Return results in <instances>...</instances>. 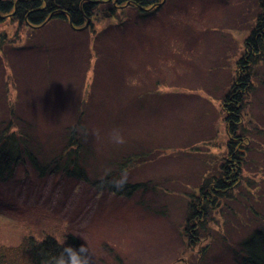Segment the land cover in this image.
Segmentation results:
<instances>
[{"label":"rangeland","instance_id":"obj_1","mask_svg":"<svg viewBox=\"0 0 264 264\" xmlns=\"http://www.w3.org/2000/svg\"><path fill=\"white\" fill-rule=\"evenodd\" d=\"M257 2L168 0L160 17L139 27L132 23L135 32L129 35L112 28L119 29L135 17L134 12L125 18L99 15L82 32L105 31L103 43L118 49L108 55L100 51V62L87 54V38L92 36L75 38L65 24L53 23L37 35L44 37L41 41L25 25L0 24V128L12 118L14 130L26 131L33 144L13 179L0 182V247L18 246L28 237L43 241L50 236L65 243V236L72 234L87 248L90 264H239L241 243L264 228V86L260 83L244 111L253 146L246 154L243 182L233 198H225L212 213L194 246L184 232L185 207L203 177L212 174L210 166L227 153L223 96L238 76L236 62L255 26ZM138 31L147 37L137 39ZM50 49L53 62L43 56ZM122 50L128 65L133 63L134 76L124 74L129 68L122 64L119 72L124 75L116 74L114 62L124 59ZM260 71L264 79V66ZM124 81L146 82L143 90L134 92L149 102L113 125L126 94L115 84ZM84 85L96 98L86 105L95 151L87 169L90 178L102 173L101 164L105 166L104 160L119 149L142 143L154 150L153 155L128 178L152 181L154 188L148 192L115 197L107 191L99 194L76 179L42 173L64 147L63 129ZM99 101H107L109 109L102 112Z\"/></svg>","mask_w":264,"mask_h":264},{"label":"trees","instance_id":"obj_2","mask_svg":"<svg viewBox=\"0 0 264 264\" xmlns=\"http://www.w3.org/2000/svg\"><path fill=\"white\" fill-rule=\"evenodd\" d=\"M167 1L164 0H0V24L2 23H17L21 26L31 28V34L38 39L44 38L37 36L53 23L59 22L65 24L75 38L84 39L86 33L88 41V56L89 59L94 57L100 62L98 53L106 55L118 53L116 47L104 42L103 37L107 34L101 31L97 34L96 31L85 30L82 32L88 23V27L94 24V20H99V15L102 17L112 16L116 18L120 14L127 17L131 12L135 13V17L127 19L126 23L122 22V26L112 28L119 31L121 34H132L133 23L134 27H139L141 23H147L156 20L160 17L161 12L167 6ZM259 13L255 26L251 29L249 37L245 39V52L242 53L240 59L236 62L238 76L233 80V83L227 93L223 96L222 112L226 115L224 121L226 123V133L229 135V140L225 144L227 153L223 156L222 161L217 159L215 166H210V176H204L203 182L198 187L199 191L193 192L189 197V201L185 207L187 211L186 226L184 232L188 237L190 245L194 246L197 234L199 231H204L206 224L209 222L211 215L216 209L223 205L225 198H233V194L240 188L239 185L243 182V172L247 162L246 154L251 152L253 144L251 143V131L244 123V111L250 100L258 93V83L260 87L264 86V79L260 77V69L264 66V0L257 2ZM105 7L104 9H101ZM89 20V21H88ZM101 20V19H100ZM37 30V33L33 31ZM109 30V29H108ZM97 34V35H96ZM137 39H145L142 32L134 33ZM151 40L155 38L148 36ZM86 39V38H85ZM103 43L100 44L99 43ZM142 43V42H141ZM38 45V44H37ZM140 44L137 47L142 49ZM42 48L41 45H38ZM126 49V48H125ZM98 50V52L94 51ZM58 51V50H57ZM124 59L118 62L115 60L116 74H126L127 72L135 75L133 72V63L128 65V57L122 50ZM51 62L55 59L51 49L46 50L43 54ZM106 59V56L102 57ZM109 58V56H108ZM133 58H135L133 56ZM113 60L112 57L109 58ZM139 60V59H137ZM125 66L128 71L120 73L119 66ZM116 82H120L117 80ZM156 82V85H160ZM118 88L125 91L120 99V110L117 115V121L120 122L125 113L129 111L141 110L146 106L148 100L135 93L141 87L147 86L146 82L115 84ZM225 90V89H224ZM128 91L130 93H128ZM131 94V95H130ZM158 98L160 94L156 93ZM94 92L89 91V86L84 85L80 94L78 105L73 110L70 116V122L65 127L64 135L61 136V144L64 147L61 153L48 160V166L42 170L43 174L52 176H61L67 180L80 181L88 183L91 188L99 193L106 194L109 192L115 197L128 198L133 197L139 192H148L151 182H131L128 174L131 171L137 170L140 166L146 165L148 156L153 155L152 148H145L142 143L136 147L126 145V148L119 149L106 161L105 166L102 165V173H97L95 179H91L87 169L90 165L91 158L94 157L93 141L89 130L91 119L88 115L89 109L86 105L94 104ZM99 100H101L99 98ZM102 112L109 109L107 101H99ZM100 110V109H98ZM101 111V110H100ZM110 113V110L108 111ZM107 113V114H108ZM5 128H0V182H8L13 179L16 173V167L19 164L26 162V156L29 155L31 145V136L24 130H14L13 119ZM259 132H262L260 130ZM259 135V133H258ZM251 145V146H250ZM153 151V152H152ZM97 159V157H96ZM32 162V161H31ZM35 163L37 160L35 159ZM100 174V175H99ZM46 175V176H47ZM203 176V175H202ZM202 176L200 177L202 180ZM65 243H61L58 239L50 236L44 238L43 241H38L34 237L24 238L22 244L12 248L0 247V264H55L67 246L80 248L81 240L72 234L65 236ZM242 258L239 264H264V228L256 229L253 234L241 243Z\"/></svg>","mask_w":264,"mask_h":264},{"label":"clouds","instance_id":"obj_3","mask_svg":"<svg viewBox=\"0 0 264 264\" xmlns=\"http://www.w3.org/2000/svg\"><path fill=\"white\" fill-rule=\"evenodd\" d=\"M87 252L88 250L84 245H81L78 249L69 245L57 257L55 264H90Z\"/></svg>","mask_w":264,"mask_h":264},{"label":"water","instance_id":"obj_4","mask_svg":"<svg viewBox=\"0 0 264 264\" xmlns=\"http://www.w3.org/2000/svg\"><path fill=\"white\" fill-rule=\"evenodd\" d=\"M165 1H166V0H165ZM88 21H89V20H88ZM88 24H89V23H88ZM88 24H87L84 28H82V30H83V29H86V28L88 27Z\"/></svg>","mask_w":264,"mask_h":264}]
</instances>
